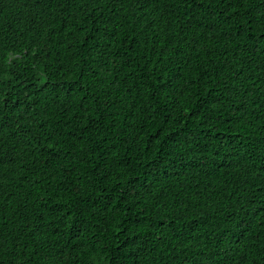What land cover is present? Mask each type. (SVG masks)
Returning a JSON list of instances; mask_svg holds the SVG:
<instances>
[{
  "label": "trees",
  "instance_id": "trees-1",
  "mask_svg": "<svg viewBox=\"0 0 264 264\" xmlns=\"http://www.w3.org/2000/svg\"><path fill=\"white\" fill-rule=\"evenodd\" d=\"M0 264H264V0H0Z\"/></svg>",
  "mask_w": 264,
  "mask_h": 264
}]
</instances>
